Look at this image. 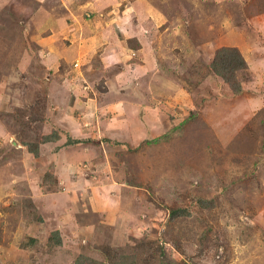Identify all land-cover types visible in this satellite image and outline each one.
<instances>
[{"label":"rangeland","instance_id":"obj_1","mask_svg":"<svg viewBox=\"0 0 264 264\" xmlns=\"http://www.w3.org/2000/svg\"><path fill=\"white\" fill-rule=\"evenodd\" d=\"M131 262L264 264V0H0V264Z\"/></svg>","mask_w":264,"mask_h":264},{"label":"trees","instance_id":"obj_2","mask_svg":"<svg viewBox=\"0 0 264 264\" xmlns=\"http://www.w3.org/2000/svg\"><path fill=\"white\" fill-rule=\"evenodd\" d=\"M131 42L132 41H129V43H131ZM133 42H132V44H133ZM138 42H139V40H138ZM139 48H140V44L137 47V49H139ZM137 49H135V50H137ZM212 68L218 75L222 76L223 79L231 85V87L233 88V91L235 93L241 92L242 89H241L240 82L237 79L236 72H238L239 70L247 68V62L244 59L241 52L237 48H235V47L223 48V49L219 50L217 52V55H216L214 62L212 63ZM58 138H59V135L56 132H54V133H51L49 135H46L44 137V141L45 142L53 141V140H57ZM26 145L29 147V149L32 151V153H34L35 155L39 154L38 153L39 143L29 142ZM186 213H187V209H184V208L174 209V210H172L171 217L174 218V217L182 215V214L185 215ZM59 241H61V240L59 239ZM129 264H134V262H131Z\"/></svg>","mask_w":264,"mask_h":264},{"label":"crops","instance_id":"obj_3","mask_svg":"<svg viewBox=\"0 0 264 264\" xmlns=\"http://www.w3.org/2000/svg\"><path fill=\"white\" fill-rule=\"evenodd\" d=\"M141 38H142V39H141ZM141 38H138L140 45L143 43V39H144L143 37H141ZM138 50H140V49H137V50L134 49L133 52H134V51L136 52V51H138ZM110 54H114V53L111 52ZM105 57H107V56H105ZM55 174H57V173H55Z\"/></svg>","mask_w":264,"mask_h":264}]
</instances>
